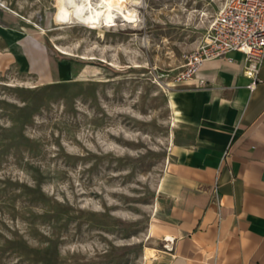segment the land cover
I'll use <instances>...</instances> for the list:
<instances>
[{
  "label": "rangeland",
  "instance_id": "obj_1",
  "mask_svg": "<svg viewBox=\"0 0 264 264\" xmlns=\"http://www.w3.org/2000/svg\"><path fill=\"white\" fill-rule=\"evenodd\" d=\"M224 2L65 23L58 0H0V264H146L184 144L174 77Z\"/></svg>",
  "mask_w": 264,
  "mask_h": 264
},
{
  "label": "crops",
  "instance_id": "obj_2",
  "mask_svg": "<svg viewBox=\"0 0 264 264\" xmlns=\"http://www.w3.org/2000/svg\"><path fill=\"white\" fill-rule=\"evenodd\" d=\"M230 57L173 89L184 144L158 184L171 204L146 264H264V61L250 86L244 55Z\"/></svg>",
  "mask_w": 264,
  "mask_h": 264
},
{
  "label": "built area",
  "instance_id": "obj_3",
  "mask_svg": "<svg viewBox=\"0 0 264 264\" xmlns=\"http://www.w3.org/2000/svg\"><path fill=\"white\" fill-rule=\"evenodd\" d=\"M233 52L244 55L243 73L251 80L250 86H254L259 67L264 61V0H225L202 41L184 55V62L174 82L178 84L193 78L205 60L221 58L231 61L230 54ZM217 188L216 180L213 187L215 198Z\"/></svg>",
  "mask_w": 264,
  "mask_h": 264
},
{
  "label": "bare ground",
  "instance_id": "obj_4",
  "mask_svg": "<svg viewBox=\"0 0 264 264\" xmlns=\"http://www.w3.org/2000/svg\"><path fill=\"white\" fill-rule=\"evenodd\" d=\"M125 3L126 0H95L94 3L93 0H58L57 17L65 23L73 20L92 22L112 11L118 13L124 22L135 21L136 11L127 7ZM176 119L174 117L173 122Z\"/></svg>",
  "mask_w": 264,
  "mask_h": 264
},
{
  "label": "water",
  "instance_id": "obj_5",
  "mask_svg": "<svg viewBox=\"0 0 264 264\" xmlns=\"http://www.w3.org/2000/svg\"><path fill=\"white\" fill-rule=\"evenodd\" d=\"M165 239H168L167 237H165Z\"/></svg>",
  "mask_w": 264,
  "mask_h": 264
}]
</instances>
